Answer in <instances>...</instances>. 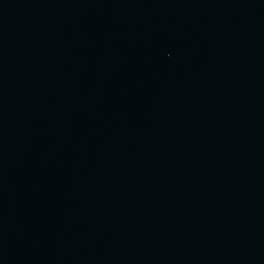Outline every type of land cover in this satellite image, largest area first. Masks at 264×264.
Listing matches in <instances>:
<instances>
[{"label": "water", "instance_id": "water-1", "mask_svg": "<svg viewBox=\"0 0 264 264\" xmlns=\"http://www.w3.org/2000/svg\"><path fill=\"white\" fill-rule=\"evenodd\" d=\"M0 127L188 264H264V0H0Z\"/></svg>", "mask_w": 264, "mask_h": 264}]
</instances>
